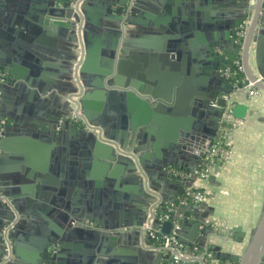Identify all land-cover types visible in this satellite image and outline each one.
I'll use <instances>...</instances> for the list:
<instances>
[{
  "label": "crops",
  "instance_id": "0c3cea01",
  "mask_svg": "<svg viewBox=\"0 0 264 264\" xmlns=\"http://www.w3.org/2000/svg\"><path fill=\"white\" fill-rule=\"evenodd\" d=\"M149 1L138 0L134 5L132 1L128 3L131 13L128 14L129 23L124 25V37L117 36L121 24L115 13L119 5H106L107 0L89 1V7L93 11H89L92 20L88 23L91 28L88 46L94 51V55L88 68L81 74L79 68L85 54L84 16H81L80 31L75 33L77 42L73 39L72 32L65 27L51 33L43 29L36 31L33 38L47 51H40L44 55L40 61L49 63L48 67L38 64L35 66L37 69H34L25 64L28 63L27 60L19 56L23 59L18 60L16 66L19 76L21 74L23 78H31L38 72L52 81L42 98L48 99L46 107L57 111L60 120L56 127L59 134L29 132V128L23 129L30 124L27 120L29 115L23 106L20 105V110L14 111L12 105L5 104V100L0 99L3 102L1 114L5 123L12 125L10 113L19 122L18 132L0 140V190L3 194H8L4 195L10 204L4 211H0V227L9 219L15 221L11 232L13 257L7 264H35L33 262L39 258V248L43 241L55 234L61 226L56 218L45 217V220H40L38 213L29 208V202L14 193L19 184V187L27 186L23 182L31 171L38 177L41 176L43 182L41 185L33 180L31 184L34 190L35 187L40 190L45 186L51 198H55L53 200H63L71 208L75 214L73 218L76 219L73 227L78 225L77 220L85 216L86 212L83 210L86 208L90 209L92 217L100 221L103 229L96 227L98 223L87 219L79 227L85 231L82 236L92 233L96 238L100 235L104 237L101 248L108 264H166L163 251L153 246L146 232L140 228L144 222L145 209L137 212L136 207L161 200L171 205L173 217L178 215L183 218L185 213L180 210L186 211L185 206L188 205L183 202L185 198L182 195L192 187L202 188L206 197L202 221L209 224L211 230L202 240L203 251L212 255L209 245L221 246L223 252L234 255V258L226 259V264H237L245 251L264 212V91L260 90L257 95L251 96L241 91L238 95L239 101L248 106V111L233 133L230 159L213 166L211 175L218 171L214 180L187 184L188 174L185 168L163 166L166 160L154 148V144L158 140L167 141L170 130L167 134L162 132L153 116L146 119L139 113L130 114L124 108L128 102L122 93L133 91L140 99L151 101L148 95L150 93L161 102L163 98L170 97V103L155 105L150 102L148 105L155 115L180 118L185 100L198 90L201 78L204 77L197 68L195 56L198 49L196 47L204 35L202 29L217 25L224 19L219 17L221 11L210 8L212 0H178L171 5V13H166L163 8L165 0H160L158 10L148 7ZM242 1L245 0H236L237 3ZM152 2L158 5V0ZM31 4V0H0V16L11 15L15 19L19 15L26 19ZM101 7L107 8L104 9V16L99 13ZM246 7L242 11L246 12ZM108 8L112 9L114 16L110 15ZM223 11L231 14L237 10ZM230 18L236 20L235 17H228ZM185 26L191 32H188L189 36L181 34ZM263 30L264 19L256 28L255 35H262ZM18 38L20 37L7 30V26L0 25V47L2 43L13 46ZM111 46L114 47L113 55ZM169 46L172 48H168ZM4 47L7 48L5 45ZM176 47L178 54L170 52ZM254 56V47H251L250 65L255 71ZM109 61L111 76L117 84L114 95L109 94L110 90L96 86L99 82L96 70L104 69ZM140 92H145V95ZM82 97L87 98V118L99 129L97 132L84 130L82 124L69 117L71 106L67 105V100H75L81 107L79 99H83ZM122 114L128 119L127 125ZM64 119L70 122L68 128L63 125ZM206 127L209 129V124ZM91 134L111 145L112 151H104L101 156L94 155L89 141ZM113 153L117 158L107 157ZM121 154H128L131 159L139 160L141 170H145L143 179L138 182L135 178L137 172L131 171L132 165L119 162L118 155ZM60 166L63 167L61 171ZM171 169H175L177 173L174 174ZM71 171L80 185L78 181L70 180H73ZM164 172L168 173V177ZM61 173L64 174L63 177ZM176 177L181 180L178 181ZM146 178L156 194L153 198L146 195ZM217 182L220 184L217 185ZM112 198L125 202V216L117 218L111 214L109 202ZM115 203L117 201H112V204ZM180 206L184 208L180 209ZM175 225L178 227V221H175ZM235 227H240V230L235 231ZM189 230V227L182 230V244L186 254L192 255L199 250L194 248V242H188L184 238L189 235ZM220 233L224 235L221 236ZM65 243L61 256L63 264L67 260H73L74 264L87 263L89 252L86 239ZM56 248L60 250L59 246ZM211 264L221 263L213 259Z\"/></svg>",
  "mask_w": 264,
  "mask_h": 264
},
{
  "label": "water",
  "instance_id": "95a60500",
  "mask_svg": "<svg viewBox=\"0 0 264 264\" xmlns=\"http://www.w3.org/2000/svg\"><path fill=\"white\" fill-rule=\"evenodd\" d=\"M73 0H31L32 4L29 7V11L26 13V19L22 16H16L15 19L9 16H0V25L7 26V30L15 36H19L18 40L11 44H4L0 47V72L6 73V76L2 81H0V99L3 98L5 104L12 105L14 111L20 110V105L23 106V109L27 112L28 124L27 128L29 132L38 131L43 134L51 133L53 135L59 134L56 131V127L59 125L60 114L57 111L49 109L47 106L48 99L42 98V95L45 91L49 90V83L52 84V81L46 79L41 74L32 75L33 77L23 78L22 75L18 73L17 63L18 60L28 61V64L32 68L37 69L36 65H42L48 67L49 63H42L40 59L44 58L42 55L45 51L37 41L33 38L35 33L40 30H46L51 33L60 27H65L68 31L72 32L73 39L77 42L76 31H80L81 25V16H84L86 23L83 26V38L85 45V54L83 61L81 62L79 72L88 68L90 64L94 51L88 46V39L91 38V28L88 27L91 16L89 11L90 0H83L80 6L81 16L71 7V2ZM132 1V4L138 3V0H107L106 5L118 4L119 9L115 13V17L118 18V23L121 24L119 27V34L117 36H126L125 35V24L129 23V15L131 9L128 5ZM166 4H163V8L166 13H171L170 8L172 4H176L178 0H165ZM159 5H161L160 0H158V5L149 1L148 7L158 10ZM247 6V7H246ZM246 7V12L242 9ZM6 8V7H5ZM210 8L214 10H219V17L223 18L222 22L213 26H206L203 30V36L198 43L197 52L195 51L196 56V65L198 70H201L204 74V77L201 78V83L198 87V90L190 94L185 100L184 109L180 112V118H168L167 115H155L152 111V107L148 104L151 102L155 105H162L163 102L170 103V97H166L161 101H158V97L154 94H148L150 100L140 99L133 91H125L123 96L126 97L128 105L124 108L128 109L130 114L139 113L149 119L153 116L154 121L160 127V130L164 133H168L170 130L169 138L167 141L158 140L154 144V148L158 153H162L164 159L166 160L163 166L169 165L172 167H179L180 169L185 168L187 170L188 177L186 179L187 184L194 183L202 180H214L218 176V171L214 175H206L201 178L198 174V171L203 164V157L209 149L211 148V143L213 142L218 128V123L223 112V106L225 105V97H233L234 91L232 86L228 83L227 79L223 76L221 70H223L227 65L232 61L239 59L242 64V72L246 81L252 82L253 85L261 91H264V30L262 35H255L256 28L264 19V0H245L240 3H237L236 0H212ZM240 8V10H239ZM104 9L100 8V15L104 16ZM237 10L236 13H225L223 10ZM6 10H9L6 8ZM110 15H113L111 8H108ZM238 12V13H237ZM2 10L0 8V14ZM95 13L99 14L97 11ZM233 14V15H232ZM126 15V17H124ZM228 17H235V21L228 19ZM108 19V18H107ZM109 19H112L109 18ZM249 21L248 28L242 39V45L236 43L235 41V30L236 28L244 21ZM2 22V23H1ZM13 27V28H12ZM46 29H45V28ZM107 28V27H106ZM40 29V30H39ZM182 35L189 36L190 30L185 26L182 28ZM37 31V32H36ZM108 31V30H106ZM191 33V32H190ZM195 34V33H194ZM192 34V35H194ZM103 38V36H101ZM10 39H13L9 35ZM116 39V36L114 37ZM114 43V42H113ZM4 45L7 47L5 48ZM254 47V63L256 70L254 71L250 65V48ZM168 48H172L169 46ZM114 47L111 46L110 50L113 55ZM172 50V49H171ZM177 47L175 50L170 51L177 53ZM42 51V52H40ZM176 51V52H175ZM240 51V53H239ZM47 53V51H45ZM178 54V53H177ZM173 58V56H171ZM44 61V60H43ZM99 82L96 86L100 88H106L109 91L110 95H114V87L117 85L115 80L112 78V67L111 61L105 64L104 69L96 70ZM114 90V91H113ZM138 92L141 90H137ZM238 96L240 92L236 91ZM140 94H144L141 93ZM239 97V96H238ZM79 99L81 104L82 114L85 115L86 119L89 120L86 113V99ZM84 100V101H83ZM3 102L0 100V118H4L1 114V108L3 109ZM77 102V101H76ZM213 103L216 106H213ZM67 105L71 106V101L67 100ZM90 108V106H89ZM124 111V110H123ZM248 106L238 100L234 101L233 115L236 118H244L247 114ZM125 114V113H124ZM122 114L124 123L128 124V119L125 115ZM13 113H10L9 116L12 119V125L9 126L7 122L4 125V130L0 135V140L5 137H10L14 132H18V120H15ZM166 117V118H165ZM185 118V119H184ZM64 127L68 128L70 122L67 119L63 121ZM209 124V129L207 125ZM75 128L76 125L72 124ZM166 133V134H167ZM110 137V136H108ZM6 139V138H5ZM90 145L91 150L94 155L101 156L105 151H112L111 145L107 142L102 141L101 137L96 135H90ZM1 144V143H0ZM1 149V148H0ZM128 154L118 155L120 163L131 164V171L137 172L135 175L136 180L139 182L140 179H143L145 176V170H141L139 166V160L131 159V156ZM110 159L117 158L113 153L112 155H107ZM181 158L183 161H179ZM63 170V167L60 166V171ZM72 173L71 181H78L75 179V175ZM64 174L61 173L63 177ZM164 175L168 177V173L164 172ZM42 177L37 176L33 171L27 174V179L24 180V184L27 186L19 187L14 189V193L18 195L19 198L25 199L29 202V208L33 209L34 213H38L40 220H45V217L56 218L61 222V226L58 228L57 232L52 234L51 237H48L43 241V244L40 246V255L37 261L33 262L35 264H63L61 262L62 252L65 250V242L74 241L77 239H86V247L88 248V257L86 264H108L107 260H104L105 255L101 248V243L104 239L102 235L96 236L92 233H89L85 236H82L83 231L80 225L84 221L90 220V222L98 223L96 227L100 229L102 225L100 221L90 215V209L86 208L83 211L86 212L85 216L82 219L77 220V226L73 227V224L76 219H74V212L71 208L67 207L64 204L63 200H53L51 198L50 192L46 189L47 187H42L38 190L39 187L33 189L31 182L37 180V182L43 184ZM79 178V177H78ZM133 178V177H132ZM178 181L181 179L176 177ZM148 183V186L146 185ZM1 184V182H0ZM18 184V183H16ZM80 185V181H78ZM220 184L217 182V185ZM144 186L147 189L146 195L148 197H154L156 194L151 190V184L149 181H144ZM189 186V185H188ZM190 187V186H189ZM188 187V188H189ZM43 189V190H41ZM145 189V188H144ZM196 188L192 187L190 191H195ZM5 194V193H4ZM8 195V194H5ZM182 198H185L188 206H185V210H180L185 213V217L180 218L178 215L173 217L172 220L159 222L158 219H155L153 222V228L159 230V232L169 235L172 227L175 224V221H178L177 234L181 241L182 239V230L189 227V235L184 237L188 242H194V248H198L199 251H194L193 254H202L204 253L202 240L210 232L211 227L209 224H206L203 219V210L206 209V200L203 202L195 203L190 199V196L187 193H183ZM112 201H117V203L112 204ZM176 203V201L174 202ZM151 202L140 205L136 207L137 212H141L145 209L143 213L145 218L147 211L150 208ZM5 205L0 203V211H4ZM110 210H112V215L119 218L120 216H125V202L120 201L118 198H112L109 202ZM143 207V208H142ZM182 208V206H180ZM1 213V212H0ZM180 214V212H178ZM10 216V215H9ZM8 216V217H9ZM144 218V220H145ZM45 222V221H44ZM80 224V225H79ZM4 224H1V227ZM141 224H139L140 226ZM0 227V231H1ZM141 228V227H140ZM142 230V229H141ZM235 231H239L240 227H235ZM218 233V232H216ZM219 234V233H218ZM223 236V233H220ZM11 238V234H10ZM201 242V243H200ZM59 246L60 250L56 247ZM209 250L213 251L209 260L206 264H211L212 260L221 264H226V259L234 258V255L231 253L223 252L221 246H211L209 245ZM195 250V249H194ZM1 254L3 253L2 246L0 248ZM14 251V248H13ZM206 252V251H205ZM1 262V259H0ZM28 262V261H26ZM30 263V262H29ZM64 264H74L73 260L66 261ZM168 264V262L166 263ZM177 264H199L197 260L192 259H181ZM236 264V263H235ZM237 264H264V212L262 217L257 224L254 232L251 236V239L243 252V254L238 259Z\"/></svg>",
  "mask_w": 264,
  "mask_h": 264
},
{
  "label": "built area",
  "instance_id": "2783aa9c",
  "mask_svg": "<svg viewBox=\"0 0 264 264\" xmlns=\"http://www.w3.org/2000/svg\"><path fill=\"white\" fill-rule=\"evenodd\" d=\"M83 0H73L71 2V7L81 16L80 13V6ZM249 25V21L244 20L235 30V40L236 43H240L242 45V39L246 33V29ZM240 53V51H239ZM242 64L239 59L232 61L229 65H227L223 70H221L223 76L225 78L230 79V84L233 86L234 96L233 97H225V105L223 106V112L220 117L219 122V130L218 135H216L215 139L211 143V148L203 157V164L201 165L198 174L201 178L205 177L206 175H210L213 170V166L217 163H223L230 159L232 155V148H233V133L234 131L241 125L242 119L236 118L233 115V107L234 101L238 100V96L236 95V91L240 92L245 91L246 94L249 96L257 95L260 91L256 88L252 82L246 81V78L239 79L237 75L242 73ZM5 77L4 72H0V80H3ZM213 106H216L213 103ZM69 117L72 121L76 123L82 124V128L87 131L97 132L99 129L92 125L82 114L80 106L75 100H71V108L69 111ZM5 121L0 119V135L4 130ZM171 172L174 174L177 173L175 169H171ZM148 186V183H146ZM190 199L195 202H203L206 200L205 193L200 190V188H196L195 191H187L186 192ZM186 199L183 200L185 202ZM161 200L154 201L150 204V208L147 211L146 218L141 225L142 231L146 232L150 240L159 241L158 245H153L160 250L163 251L165 255H169L171 260L168 264H177L181 259H192L197 260L199 264H206L209 260L211 253L204 252L202 254H192L187 255L183 249V244L181 243L177 229L178 227L174 224L171 229L169 235L163 234L159 232V230H155L153 228V222L155 219H158L159 222L172 220V216L170 212H166L161 214L160 216L156 215V208L159 205ZM0 203L4 204L5 206H10L8 198L1 192L0 190ZM15 221L14 219H9L1 228L0 231V243L3 249L1 264H7L11 261L13 257V248L12 242L10 238V234L14 228Z\"/></svg>",
  "mask_w": 264,
  "mask_h": 264
},
{
  "label": "trees",
  "instance_id": "16d2710c",
  "mask_svg": "<svg viewBox=\"0 0 264 264\" xmlns=\"http://www.w3.org/2000/svg\"><path fill=\"white\" fill-rule=\"evenodd\" d=\"M200 190H202V188H200ZM170 208H171V205L167 204L164 201H161L159 203V205L157 206V208H156V215L160 216L163 213L170 212V214H171V216L173 218V213H172ZM150 242H151L152 245H155V246L159 244V241H156L154 239L150 240ZM164 259H165L164 261L167 263V262H169L171 260V257L169 255H164Z\"/></svg>",
  "mask_w": 264,
  "mask_h": 264
},
{
  "label": "flooded vegetation",
  "instance_id": "af4514ba",
  "mask_svg": "<svg viewBox=\"0 0 264 264\" xmlns=\"http://www.w3.org/2000/svg\"><path fill=\"white\" fill-rule=\"evenodd\" d=\"M5 76H6V73H5ZM243 76H244V75H243V72H242V73H239V74L237 75V77H238L239 79L243 78ZM226 79H227L228 83L230 84V81H229L230 79H228V78H226ZM0 81H2V80H0ZM230 85H231V84H230ZM231 86H232V85H231ZM232 88H233V86H232ZM0 119H1V120H2V119L4 120V118H0ZM4 121H5V120H4ZM219 122H220V120H219ZM4 125H5V124H4ZM218 130H219V123H218V128H217V133H216V135H218ZM2 132H3V131H2ZM215 137H216V136H215ZM214 139H215V138H214ZM217 162H218V161H217ZM217 162H216V164H218ZM221 164H222V163H221ZM211 174H212V173H211ZM211 174H210V175H211Z\"/></svg>",
  "mask_w": 264,
  "mask_h": 264
},
{
  "label": "rangeland",
  "instance_id": "374dc122",
  "mask_svg": "<svg viewBox=\"0 0 264 264\" xmlns=\"http://www.w3.org/2000/svg\"><path fill=\"white\" fill-rule=\"evenodd\" d=\"M233 142V141H232Z\"/></svg>",
  "mask_w": 264,
  "mask_h": 264
}]
</instances>
